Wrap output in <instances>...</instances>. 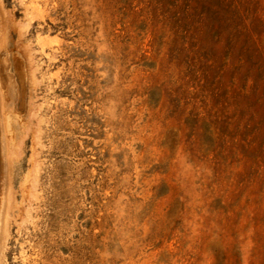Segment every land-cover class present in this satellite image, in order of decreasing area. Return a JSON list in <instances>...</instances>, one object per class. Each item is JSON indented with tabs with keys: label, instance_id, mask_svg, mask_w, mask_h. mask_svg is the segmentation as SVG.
Returning <instances> with one entry per match:
<instances>
[{
	"label": "rangeland",
	"instance_id": "374dc122",
	"mask_svg": "<svg viewBox=\"0 0 264 264\" xmlns=\"http://www.w3.org/2000/svg\"><path fill=\"white\" fill-rule=\"evenodd\" d=\"M0 264H264V0H0Z\"/></svg>",
	"mask_w": 264,
	"mask_h": 264
},
{
	"label": "bare ground",
	"instance_id": "6f19581e",
	"mask_svg": "<svg viewBox=\"0 0 264 264\" xmlns=\"http://www.w3.org/2000/svg\"><path fill=\"white\" fill-rule=\"evenodd\" d=\"M0 167H1V156H0Z\"/></svg>",
	"mask_w": 264,
	"mask_h": 264
}]
</instances>
